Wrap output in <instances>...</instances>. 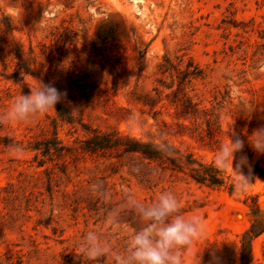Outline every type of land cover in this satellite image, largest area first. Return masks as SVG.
<instances>
[{"label": "rangeland", "instance_id": "1", "mask_svg": "<svg viewBox=\"0 0 264 264\" xmlns=\"http://www.w3.org/2000/svg\"><path fill=\"white\" fill-rule=\"evenodd\" d=\"M40 82L63 93L55 108L0 124V264H88L76 253L89 230L122 252L142 226L125 193L149 204L162 191L204 228L184 264H241L250 208L264 211V154L245 143L238 191L230 161L224 183L207 185L115 138L212 163L233 130L243 139L264 124V0H0V114ZM95 132L116 143L86 150ZM247 264H264V231Z\"/></svg>", "mask_w": 264, "mask_h": 264}, {"label": "clouds", "instance_id": "2", "mask_svg": "<svg viewBox=\"0 0 264 264\" xmlns=\"http://www.w3.org/2000/svg\"><path fill=\"white\" fill-rule=\"evenodd\" d=\"M63 93L51 84L40 82L27 95L20 94L6 112L0 114V124L24 122L30 118L46 114L62 100ZM245 143L256 154H264V124L241 138L234 130L229 142L223 143L216 151L212 167L218 171L231 166L243 179L237 181V190L243 191L248 177L241 174L242 167H249L247 155L242 153ZM166 146H158L164 150ZM239 154V155H238ZM235 160V167L233 161ZM98 197H105L101 183H94L90 189ZM126 202L134 211L142 226L125 237L122 252L114 251L108 241H102L96 230L83 233L77 242L79 253L88 264H95L101 258L111 264H184L183 250L203 236L204 228L198 215L185 217L181 214L177 196L171 191H162L152 203L145 204L131 193H125Z\"/></svg>", "mask_w": 264, "mask_h": 264}, {"label": "trees", "instance_id": "3", "mask_svg": "<svg viewBox=\"0 0 264 264\" xmlns=\"http://www.w3.org/2000/svg\"><path fill=\"white\" fill-rule=\"evenodd\" d=\"M191 105L190 99L184 94L182 107L179 108L178 112L181 113V115L189 114L190 111H192ZM110 136L109 133L95 132L87 139L88 144L85 149L90 152H96L97 150L114 145L116 141L114 142ZM115 140L126 141L122 149L125 152H135L149 160H159L161 162L169 161L172 168L177 167L178 169H182L186 167L188 169L189 177L197 183L213 186H220L224 183L219 171L212 167V163L199 161L193 158L191 154L185 155L182 159V157H180L181 155H170L167 148L159 150V145L152 141H143L127 135L116 136ZM30 147L32 149L41 148L39 143H35ZM42 152L47 153L48 148H43ZM254 171L258 172L260 175H264V168L259 166L258 161L254 165ZM228 189L232 192L233 185L228 184ZM249 213L251 216L250 224L241 234V264H247L250 260L252 238L264 231V211L257 206H253L250 208Z\"/></svg>", "mask_w": 264, "mask_h": 264}]
</instances>
